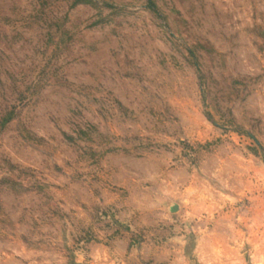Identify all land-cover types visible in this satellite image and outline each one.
Returning a JSON list of instances; mask_svg holds the SVG:
<instances>
[{"label": "rangeland", "instance_id": "1", "mask_svg": "<svg viewBox=\"0 0 264 264\" xmlns=\"http://www.w3.org/2000/svg\"><path fill=\"white\" fill-rule=\"evenodd\" d=\"M0 264H264V0H0Z\"/></svg>", "mask_w": 264, "mask_h": 264}]
</instances>
